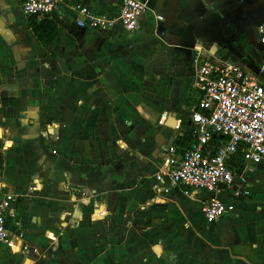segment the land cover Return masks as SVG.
<instances>
[{
  "label": "crops",
  "instance_id": "obj_1",
  "mask_svg": "<svg viewBox=\"0 0 264 264\" xmlns=\"http://www.w3.org/2000/svg\"><path fill=\"white\" fill-rule=\"evenodd\" d=\"M142 1L129 34L76 24L79 5L116 15L120 0H65L44 47L22 0H0V198H17L7 228L29 247L0 245V264H264V165L232 157L216 223L208 193L155 191L167 147L195 141L198 52L264 85V0Z\"/></svg>",
  "mask_w": 264,
  "mask_h": 264
},
{
  "label": "built area",
  "instance_id": "obj_2",
  "mask_svg": "<svg viewBox=\"0 0 264 264\" xmlns=\"http://www.w3.org/2000/svg\"><path fill=\"white\" fill-rule=\"evenodd\" d=\"M64 3L65 0H22L21 9L27 18L42 21L51 18ZM147 10L148 4L142 0H120L116 15L96 13L87 5H79L76 24L85 29H120L133 34L139 30L140 19ZM257 33L264 45V22L258 25ZM201 58L198 52L193 85L200 94L190 115L195 141L180 154L175 146L167 147L155 175V191L167 194L183 186L208 193L210 198L201 211L209 223H216L228 210L216 195L233 183L232 157L241 154L244 162L264 165V85L240 66ZM75 191L84 199L94 196L88 190ZM16 199L9 194L0 198V245L28 253L29 247L20 246L17 236L7 228V217ZM106 215L99 208L95 214L97 218Z\"/></svg>",
  "mask_w": 264,
  "mask_h": 264
},
{
  "label": "trees",
  "instance_id": "obj_3",
  "mask_svg": "<svg viewBox=\"0 0 264 264\" xmlns=\"http://www.w3.org/2000/svg\"><path fill=\"white\" fill-rule=\"evenodd\" d=\"M30 25L36 37L44 47H48L55 42L58 33V25L53 20L48 18L39 21L35 17H31Z\"/></svg>",
  "mask_w": 264,
  "mask_h": 264
},
{
  "label": "water",
  "instance_id": "obj_4",
  "mask_svg": "<svg viewBox=\"0 0 264 264\" xmlns=\"http://www.w3.org/2000/svg\"><path fill=\"white\" fill-rule=\"evenodd\" d=\"M249 56L251 58H253L258 64H262V59H261L260 53L255 48L250 49ZM215 63H217V62H215Z\"/></svg>",
  "mask_w": 264,
  "mask_h": 264
}]
</instances>
